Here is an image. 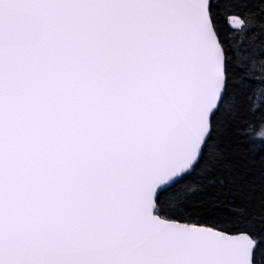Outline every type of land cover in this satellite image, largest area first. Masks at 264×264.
Returning <instances> with one entry per match:
<instances>
[{
	"label": "snow or ice",
	"instance_id": "1",
	"mask_svg": "<svg viewBox=\"0 0 264 264\" xmlns=\"http://www.w3.org/2000/svg\"><path fill=\"white\" fill-rule=\"evenodd\" d=\"M0 264H264V0H0Z\"/></svg>",
	"mask_w": 264,
	"mask_h": 264
}]
</instances>
